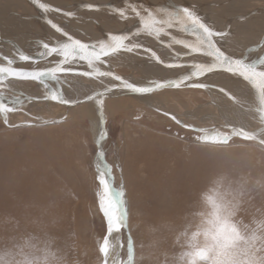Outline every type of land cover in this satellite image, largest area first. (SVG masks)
I'll return each instance as SVG.
<instances>
[{"label":"bare ground","instance_id":"1","mask_svg":"<svg viewBox=\"0 0 264 264\" xmlns=\"http://www.w3.org/2000/svg\"><path fill=\"white\" fill-rule=\"evenodd\" d=\"M40 2L49 5V10L47 12L41 10L37 4L33 3V0H0V63H4L3 57H11L16 59L15 67L32 69L49 67L51 66V61L59 60L60 57L53 56L44 58L39 55L42 51L40 48L41 43H52L65 39L51 27L49 21L63 28L74 38L80 39L85 43L96 42L106 38L108 34L123 33L130 34L133 41H138L146 48L155 51L160 59L164 61V64L157 63L150 53L142 50H137L133 53L122 52L110 58V67L113 72L138 85H146L149 81L153 80L177 79L190 71V67L188 66L173 68L164 66L169 62H175L181 65H188L192 62H208L209 58L202 55L181 56L177 58L175 53L183 54L186 50L182 46L175 44L169 47L168 43L170 41L167 36L157 40L144 34H137L136 30L139 27V21L135 14L130 11V5L141 9L188 7L195 11L215 30L226 33V35L216 38L219 42L218 46L221 47L226 54L234 58H247L249 62L264 57V0H40ZM88 5L98 7L89 9L87 7ZM56 9L60 11H56ZM117 9H124L128 18H121L115 11ZM68 12L74 15H65V13ZM169 31L178 39H194L176 28L170 29ZM20 51L26 55L35 57L38 62L19 61L18 52ZM66 67H72L75 71L59 74L57 80L46 81L45 84L47 87H45V84H40L35 81H5L3 91L6 95H8L10 99L13 98L14 95H18L23 101V105L19 110L8 114L9 125H54L63 122L71 113L75 115V113L80 110L83 111L84 114L86 112L85 116L90 120L92 133L94 134L96 142H99L98 146L100 151H102L105 139L100 140V133L105 131L102 125L103 122L101 121V113L94 102L88 101L77 105H63L42 99L50 89L59 91L66 99L83 100L85 96L91 95L95 90L102 88L98 80L78 74V72L88 70L84 62H76L71 65H66ZM103 67L104 66H101L102 69ZM105 83L116 82L106 79ZM192 83H205L208 87L193 88L186 86ZM221 88L237 97L243 103L244 107L242 108L240 105L229 100L227 96L219 91ZM194 89L205 94L206 99H208V101H206L208 104L205 105L207 108H212L211 110L214 109V111H216V114L214 113L216 118H210V126H199L197 125L198 122H191L193 119L199 118V121L202 119L197 113L199 109L195 108L190 111H182L180 109L182 106L178 98L172 96L179 94H185L186 96L190 94L194 95L195 93L198 94ZM167 94H170L168 95L169 100L165 101L163 97ZM37 97L41 99L37 100ZM108 100H115L110 101L112 103H123V101H127L133 105H139L142 112L148 108L154 111V113L156 112V114L162 115V119H160L164 123L177 124L170 116L164 114L170 113L175 115L183 123L198 128H218L227 130L224 127L226 123L233 126H244L246 130L259 127L255 118L256 114L251 110V108L255 106L254 90L241 78L225 72H213L199 80L194 79L186 81L185 86L181 88H165L150 94H133L126 90H115L109 93L105 98V102ZM191 103L194 104L193 102ZM133 105H131L132 108ZM175 105L178 108H174ZM205 105L204 107H206ZM0 119L4 123L2 116H0ZM45 121L48 123H44ZM205 121L207 120L202 119V122ZM145 129L140 127V130H137V135L136 133L125 134V139L129 140V142H127L126 146L124 169L126 173L125 176H127L129 180V187L127 190L130 193L128 194L125 192V195L128 204V198L131 196L138 207L134 210V214L131 213L130 209L128 210V212H130L129 217L132 218V216H135L137 226L144 224V217L142 216L143 213L141 209H144L142 207H144L145 197L146 200L151 201V209L154 211V214L157 215L156 219H158L157 224L159 225L157 228L160 231L167 228L171 230V228L174 227L171 219L176 221L175 219L179 216V211L176 212L173 205L169 204L170 195L168 196L165 194V190L168 189L167 186L175 189H179L180 187V182L176 181L177 179L174 181L172 178L174 172L177 174L179 167H181L179 164L181 155L179 156V154L182 150H179V144H177V142L172 140L170 142L163 141L158 136L155 137L152 135L148 129L147 131ZM139 132H142V134H139ZM185 148H187V146H185ZM188 155L189 151H186L185 158L189 157ZM98 162L100 161L98 160ZM194 164L198 165L197 163ZM188 175L189 174H187V176ZM185 185L187 192L190 191V195L193 196L195 186L192 184ZM139 190H144L146 195L138 198L135 193ZM192 204L189 202L188 208L190 213H195V210H193L195 205ZM38 206H36V208H38ZM44 213L45 212H43V214ZM36 216L39 218L40 215ZM32 218H35L34 215ZM177 220L181 221L180 219ZM139 221L141 222L139 223ZM170 235V237H172V234ZM115 236H113V238ZM154 237L156 240V235H154ZM141 250L147 256L153 254V249ZM138 257H142V255Z\"/></svg>","mask_w":264,"mask_h":264},{"label":"rangeland","instance_id":"2","mask_svg":"<svg viewBox=\"0 0 264 264\" xmlns=\"http://www.w3.org/2000/svg\"><path fill=\"white\" fill-rule=\"evenodd\" d=\"M194 90L198 94L172 96L178 98L182 111L197 108L199 117L207 120L202 122L198 118L191 122H198L199 126H210V118H216V111L207 108L208 99L205 94ZM168 95L163 97L165 101L169 100ZM110 101L115 100H108L103 106L102 125L106 138L102 151L106 163L112 167L113 191L123 189L130 194L127 190L129 180L124 169L129 142L125 139L126 133L137 135L140 127L147 128L152 135L163 141L177 142L179 150H182L179 154L180 170L178 175L174 172L172 178L180 182V187L175 189L167 186L165 190V194L170 195L169 204L173 205L176 212L179 211L176 221L171 219L174 226L171 230L167 228L160 231L157 228L158 219L151 209V201L145 199L144 190L135 193L138 198L144 197V209H141L143 225L137 226L135 216L129 217L128 212V226L135 243L137 264H174L175 257L181 251L175 237L185 225L190 223L195 226L199 222L197 213L203 208L201 194L219 177H226L234 188L242 186L243 194L240 196L236 220L251 225L254 219L264 218V148L238 137H234L228 146L204 144L196 140L197 133L175 123L162 122V115L148 108L142 112L139 105L127 101ZM174 108L178 107L175 105ZM85 115L86 112L84 114L79 110L58 124L15 127L6 126L0 119V251L12 248L24 238L38 237L50 242L51 250L62 258L63 264H101L102 257L98 248L106 235V222L97 197L100 186L96 165L100 148L92 133L90 120ZM186 151H189V157L185 158ZM185 184L195 186L193 196L190 191L187 192ZM128 199V210L134 214L138 207L131 196ZM189 202L195 205V213H190ZM33 215L35 218H32ZM36 215H40L39 218ZM127 234V230L113 234L116 235L115 241L125 242L124 249L119 251L121 258H126ZM141 249H153V254L147 256Z\"/></svg>","mask_w":264,"mask_h":264},{"label":"snow or ice","instance_id":"3","mask_svg":"<svg viewBox=\"0 0 264 264\" xmlns=\"http://www.w3.org/2000/svg\"><path fill=\"white\" fill-rule=\"evenodd\" d=\"M33 3L45 12L49 10V5L40 0H33ZM87 7L92 9L98 6L88 5ZM56 11L60 10L56 9ZM115 11L121 18H128L124 9ZM130 11L139 21L137 34H144L157 40L167 36L170 41L169 47L175 44L186 50L183 54L175 53L177 58L202 55L209 58L208 62H192L188 65L169 62L164 66L169 68L188 66L190 71L177 79L153 80L146 85H138L113 72L110 67V58L122 52L133 53L142 50L150 53L157 63L164 64L155 51L146 48L138 41H133L130 34L123 33L108 34L106 38L96 42L85 43L49 21L51 27L65 39L41 43L42 51L39 55L44 58L60 57L59 60L51 61L49 67L32 69L15 67L16 59L11 57H3L4 63H0V116L3 117L5 125H9L8 114L16 112L23 105L20 96L14 95L10 99L6 95L3 91L5 81L22 80L45 84L48 80H57L59 74L74 72V68L66 67V65L76 62H84L88 69L78 74L98 80L102 88L85 96L83 100L66 99L59 91L50 89L42 99L63 105H77L92 101L101 113L102 122L105 98L115 90H126L133 94H150L165 88H181L185 86L186 81L199 80L213 72H225L241 78L254 90L255 106L251 110L256 114L258 128L246 130L244 126H233L227 123L224 126L227 130L198 128L183 123L175 115L164 114L170 116L181 127L197 133L195 138L201 143L228 146L234 137H238L244 141L255 142L264 148V57L249 62L247 58H234L226 54L218 46L219 42L216 39L226 33L215 30L188 7L141 9L130 5ZM65 15L74 14L68 12ZM174 28L194 39L176 38L169 31ZM18 59L22 62H38L35 57L26 55L22 51L18 52ZM101 66H104L103 69ZM106 79L116 83H105ZM186 86L208 87L205 83H192ZM45 87H47L46 84ZM219 91L233 103L244 107L237 97L225 89L221 88ZM29 126L32 125L29 124ZM105 138L106 133L102 131L100 140ZM98 156L100 162L96 165V171L100 191L97 197L99 209L106 222V235L98 248L102 257L101 264H137L135 243L128 226L125 192L123 189L113 191L112 167L106 163L103 151H100ZM242 194V186L234 188L230 182H227L226 177L216 179L201 194L203 208L197 213L199 222L195 226L186 225L177 234L176 243L180 245L181 251L175 257L174 264H264V218L254 219L251 225L243 224L235 219ZM123 230L128 232L126 258H121L119 254V251L124 249L125 242L115 241L113 238L114 233L120 234ZM0 264H63V262L62 258L51 250L50 242L42 241L38 237H27L22 242L14 244L12 248L0 251Z\"/></svg>","mask_w":264,"mask_h":264},{"label":"water","instance_id":"4","mask_svg":"<svg viewBox=\"0 0 264 264\" xmlns=\"http://www.w3.org/2000/svg\"><path fill=\"white\" fill-rule=\"evenodd\" d=\"M99 144V143H98ZM99 153V152H98ZM98 157V156H97Z\"/></svg>","mask_w":264,"mask_h":264}]
</instances>
